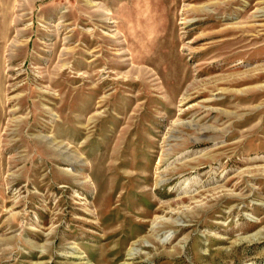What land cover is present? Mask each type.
Masks as SVG:
<instances>
[{
  "label": "rangeland",
  "instance_id": "obj_1",
  "mask_svg": "<svg viewBox=\"0 0 264 264\" xmlns=\"http://www.w3.org/2000/svg\"><path fill=\"white\" fill-rule=\"evenodd\" d=\"M0 264H264V0H0Z\"/></svg>",
  "mask_w": 264,
  "mask_h": 264
},
{
  "label": "bare ground",
  "instance_id": "obj_2",
  "mask_svg": "<svg viewBox=\"0 0 264 264\" xmlns=\"http://www.w3.org/2000/svg\"><path fill=\"white\" fill-rule=\"evenodd\" d=\"M229 3H225V5L223 6V8L226 7V5H228ZM219 6V5H218ZM248 35L247 34H244V35H241V36H238L237 38L235 39H232L231 41H238V40H244V39H247Z\"/></svg>",
  "mask_w": 264,
  "mask_h": 264
}]
</instances>
